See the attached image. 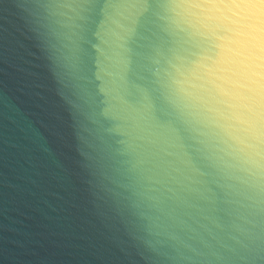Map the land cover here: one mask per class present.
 <instances>
[{
	"label": "clouds",
	"instance_id": "clouds-1",
	"mask_svg": "<svg viewBox=\"0 0 264 264\" xmlns=\"http://www.w3.org/2000/svg\"><path fill=\"white\" fill-rule=\"evenodd\" d=\"M234 6L139 0L119 19L44 6L38 39L74 81L69 106L93 126L149 264H264V13L220 29L202 11ZM158 112L179 133L162 136Z\"/></svg>",
	"mask_w": 264,
	"mask_h": 264
},
{
	"label": "water",
	"instance_id": "water-1",
	"mask_svg": "<svg viewBox=\"0 0 264 264\" xmlns=\"http://www.w3.org/2000/svg\"><path fill=\"white\" fill-rule=\"evenodd\" d=\"M54 2L87 15L106 5L119 19L134 13L139 0ZM46 3L0 0V264H149L108 191L93 126L69 106L74 81L54 75L38 39L48 22ZM232 3L202 11L220 29L238 13H264L255 6L264 0ZM156 119L162 136L179 133L171 116L158 112Z\"/></svg>",
	"mask_w": 264,
	"mask_h": 264
}]
</instances>
